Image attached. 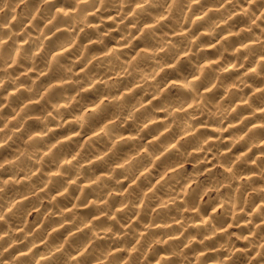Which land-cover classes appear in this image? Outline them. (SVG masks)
Instances as JSON below:
<instances>
[{
    "label": "clouds",
    "instance_id": "obj_1",
    "mask_svg": "<svg viewBox=\"0 0 264 264\" xmlns=\"http://www.w3.org/2000/svg\"><path fill=\"white\" fill-rule=\"evenodd\" d=\"M0 264H264V0H0Z\"/></svg>",
    "mask_w": 264,
    "mask_h": 264
}]
</instances>
